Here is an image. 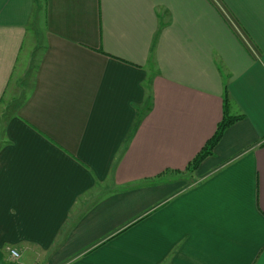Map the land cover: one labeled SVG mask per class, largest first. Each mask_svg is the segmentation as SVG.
Wrapping results in <instances>:
<instances>
[{
	"label": "crops",
	"instance_id": "0c3cea01",
	"mask_svg": "<svg viewBox=\"0 0 264 264\" xmlns=\"http://www.w3.org/2000/svg\"><path fill=\"white\" fill-rule=\"evenodd\" d=\"M225 94L242 119L187 172ZM11 248L264 264V0H0V264Z\"/></svg>",
	"mask_w": 264,
	"mask_h": 264
},
{
	"label": "trees",
	"instance_id": "16d2710c",
	"mask_svg": "<svg viewBox=\"0 0 264 264\" xmlns=\"http://www.w3.org/2000/svg\"><path fill=\"white\" fill-rule=\"evenodd\" d=\"M230 102L227 94L223 98V119L218 124L217 130L214 136L205 144L201 152L196 156V158L189 164L187 172H194L198 169L201 163L207 159L209 156L213 155L215 148L223 138L227 129L233 126L235 123L242 119L241 116H232L229 112Z\"/></svg>",
	"mask_w": 264,
	"mask_h": 264
},
{
	"label": "built area",
	"instance_id": "2783aa9c",
	"mask_svg": "<svg viewBox=\"0 0 264 264\" xmlns=\"http://www.w3.org/2000/svg\"><path fill=\"white\" fill-rule=\"evenodd\" d=\"M9 253H10L11 257L13 258V260L16 262V264H23L21 262V254L19 253V251L11 248V249H9Z\"/></svg>",
	"mask_w": 264,
	"mask_h": 264
},
{
	"label": "rangeland",
	"instance_id": "374dc122",
	"mask_svg": "<svg viewBox=\"0 0 264 264\" xmlns=\"http://www.w3.org/2000/svg\"><path fill=\"white\" fill-rule=\"evenodd\" d=\"M33 31H35L34 27H31L30 34H33ZM34 70V69H33ZM186 178V177H185ZM189 182L187 183L186 188H191L197 181L189 180V177L187 179Z\"/></svg>",
	"mask_w": 264,
	"mask_h": 264
}]
</instances>
